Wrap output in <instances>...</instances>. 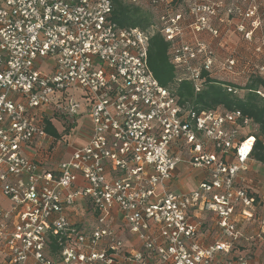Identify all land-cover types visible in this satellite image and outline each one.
Here are the masks:
<instances>
[{"label":"built area","instance_id":"built-area-1","mask_svg":"<svg viewBox=\"0 0 264 264\" xmlns=\"http://www.w3.org/2000/svg\"><path fill=\"white\" fill-rule=\"evenodd\" d=\"M128 3L148 9L153 23L119 26L111 0H0V192L11 201L8 209L0 207V252L10 264L141 262L143 250L156 251L163 264H213L214 252L227 251L229 242L193 243L189 208L199 202L214 212L231 239L240 234L236 209L252 217L254 198L236 179L250 158L255 139L248 128L255 126L239 110L196 113L159 84L147 54L150 37L160 32L176 80H188L197 92L205 73L215 77L217 62L202 37L250 39L260 23L255 0H243L245 9L231 1L184 0L185 12L173 0ZM233 49L222 66L245 82L247 65ZM255 51L264 53V44ZM256 68L264 73V65ZM82 100L89 121L84 142L72 144L68 157L50 168L27 158L26 146L52 140L45 111L76 125ZM180 162L207 170L189 194L165 189ZM79 201L93 213L87 228L72 226L66 216V207ZM113 207L139 235L142 250L125 249L114 233ZM53 234L58 259L46 254Z\"/></svg>","mask_w":264,"mask_h":264},{"label":"crops","instance_id":"crops-1","mask_svg":"<svg viewBox=\"0 0 264 264\" xmlns=\"http://www.w3.org/2000/svg\"><path fill=\"white\" fill-rule=\"evenodd\" d=\"M238 22L235 21L231 26L234 27ZM259 22H261V19ZM257 34L261 35V28ZM237 35H235V38ZM84 103L85 101L82 100L79 115L76 117V121L81 127L74 128L73 131L68 132L70 139H66L64 136L67 134V130L73 127L74 124L64 122L67 120L63 115L53 116L45 111L43 124L45 125V120L48 119L53 125L52 121L56 120L55 117H59L61 118L60 122L64 127V131L61 134L57 133L59 135L58 137L49 134L52 136V140L36 141L26 146L23 150L24 155L29 159L41 163L43 168H50L59 160L68 157L71 151L72 141L75 145L83 143L89 132L87 128L89 121L84 117L86 115ZM48 147H51L49 151L47 150ZM62 148L65 149V152L63 153V157L59 159L62 154L59 155L58 152ZM48 154H51V156L47 161ZM226 159L230 162L233 161L230 155H227ZM206 175L207 170L205 168L180 162L170 178L165 182V189L176 194H189L198 188V185L205 179ZM236 181L238 185L246 187L248 194L254 198L252 207L248 209L252 213V217L248 218L242 215L240 213V207L236 209L233 216L237 221V228L240 232L239 236L235 239L226 237L222 229L218 226L216 214L201 208L198 202V205L188 210L189 220L196 225V233L192 242L200 247H207L215 242H229L230 247L227 251L217 250L214 252L213 264H238L242 260L249 264H264V225L261 224V214L264 213V163L250 157L244 168L239 172ZM10 205L11 201L0 192V207L8 209ZM65 212L68 222L78 228H87L93 220L92 210L85 201H79L72 206L66 207ZM109 224L114 233L123 240L125 249L142 250V240L139 235L130 230L128 223H126L116 207H113L111 210ZM150 232L153 234L157 233L156 226L152 222ZM58 252L59 249L52 251L49 246L46 249V254L52 259H58ZM0 264H10L6 255L2 252H0ZM117 264L163 263L159 260L156 251L143 250V259L141 262L134 260L126 261L120 258L117 260Z\"/></svg>","mask_w":264,"mask_h":264},{"label":"trees","instance_id":"trees-1","mask_svg":"<svg viewBox=\"0 0 264 264\" xmlns=\"http://www.w3.org/2000/svg\"><path fill=\"white\" fill-rule=\"evenodd\" d=\"M111 1L112 18L119 26L148 28L153 23L150 11L124 0ZM230 1H227V3L224 1L225 5L229 4ZM237 1L233 0L231 2L237 4ZM173 4L177 9L183 12L186 11L184 0H173ZM242 4L240 6L245 9L244 3ZM256 5L257 14L260 17L259 5L257 3ZM259 37L262 38L261 35ZM262 43L264 44L263 41ZM168 46L169 43L160 32L156 31L150 37L147 62L159 84L169 87L181 102L187 101L196 113L216 107L225 110H239L243 116L251 121L256 130L250 157L264 163V73L259 72L256 68V66L264 65V62L258 65L254 62L255 59L252 56H244L240 52L241 56H238L237 48L233 49L240 65L242 67L247 65L245 82L243 84L230 83L205 73L202 87L195 92L188 80H176V69L170 63L167 55ZM229 86L232 87L231 90L227 89ZM239 90L244 91V93L239 94ZM259 92H262L263 96ZM45 121L44 130L47 134L58 137L59 135L49 120L46 119ZM49 248L52 251L59 249L57 234L50 235Z\"/></svg>","mask_w":264,"mask_h":264},{"label":"rangeland","instance_id":"rangeland-1","mask_svg":"<svg viewBox=\"0 0 264 264\" xmlns=\"http://www.w3.org/2000/svg\"><path fill=\"white\" fill-rule=\"evenodd\" d=\"M125 2H128V0H124ZM227 1L229 0H225V2L227 3ZM243 0H238V4L239 5H243L241 2ZM255 2L259 5V20L261 19V22L258 24V26L255 28V30L252 33V37L250 39H247L245 37H243L241 34L237 35V37L235 38L234 35H231L230 37L227 38H218V37H213L210 34H205L204 37H202L203 39H205L210 45L211 47L216 51V56H217V62L215 64V69L214 72L212 73V75L218 77V78H222L223 80H228L230 82H235V83H243L244 79L239 76H237L235 74V72H230L228 70H226L225 68H223L222 63H223V58H225L227 56V54H229L231 48L236 49L237 48V52L243 54L244 56H252L255 59V63L260 65L262 62H264V53H257L255 51V48L257 47V45L260 42H264V0H255ZM224 3V4H226ZM244 7V6H243ZM146 9V8H145ZM148 10V9H147ZM258 15V14H257ZM245 25L249 24L248 21H244ZM216 27L218 26V24L215 25ZM223 27V26H221ZM247 27L249 28V26L247 25ZM227 29H229V26H226ZM261 28V37L260 38V34H257L258 30ZM220 37V36H219ZM238 54V56H241V54ZM237 56V55H236ZM239 94H243L244 91L239 90L238 91ZM57 113V112H56ZM60 113H57V116H60ZM56 120H53V126L56 130V132L58 134L63 133V125L60 122L61 118L59 117H55ZM67 121L64 122H71V119L69 117H65ZM77 127H81L79 123H77L76 125H74L73 127H71V131L74 130V128ZM70 129L67 130V134H65V138L66 139H70L69 133ZM80 129V128H79ZM252 130V131H256L255 127H251L248 128V130ZM71 141V140H70ZM55 142V141H54ZM73 144V141H72ZM53 148V146H51ZM51 147H48V151L51 149ZM65 152V149L62 148V150L60 149V151L58 152V154H62L60 155L59 159L63 157V153Z\"/></svg>","mask_w":264,"mask_h":264}]
</instances>
